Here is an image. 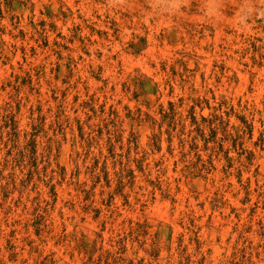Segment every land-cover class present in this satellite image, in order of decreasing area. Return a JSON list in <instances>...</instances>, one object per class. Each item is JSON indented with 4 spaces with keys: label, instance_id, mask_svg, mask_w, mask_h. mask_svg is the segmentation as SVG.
<instances>
[{
    "label": "rangeland",
    "instance_id": "1",
    "mask_svg": "<svg viewBox=\"0 0 264 264\" xmlns=\"http://www.w3.org/2000/svg\"><path fill=\"white\" fill-rule=\"evenodd\" d=\"M0 264H264V0H0Z\"/></svg>",
    "mask_w": 264,
    "mask_h": 264
},
{
    "label": "trees",
    "instance_id": "2",
    "mask_svg": "<svg viewBox=\"0 0 264 264\" xmlns=\"http://www.w3.org/2000/svg\"><path fill=\"white\" fill-rule=\"evenodd\" d=\"M195 118V117H194ZM195 120V119H194Z\"/></svg>",
    "mask_w": 264,
    "mask_h": 264
}]
</instances>
